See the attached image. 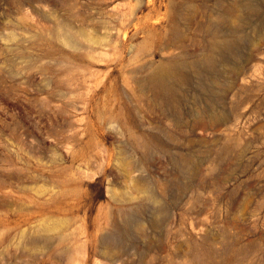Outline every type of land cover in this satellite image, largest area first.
I'll return each instance as SVG.
<instances>
[{
    "label": "rangeland",
    "instance_id": "374dc122",
    "mask_svg": "<svg viewBox=\"0 0 264 264\" xmlns=\"http://www.w3.org/2000/svg\"><path fill=\"white\" fill-rule=\"evenodd\" d=\"M211 36L238 55L157 101ZM0 264H264V0H0Z\"/></svg>",
    "mask_w": 264,
    "mask_h": 264
},
{
    "label": "bare ground",
    "instance_id": "6f19581e",
    "mask_svg": "<svg viewBox=\"0 0 264 264\" xmlns=\"http://www.w3.org/2000/svg\"><path fill=\"white\" fill-rule=\"evenodd\" d=\"M63 37L67 43L73 45L74 42L70 36L63 34ZM240 44L241 42L239 41V39H236L234 37L223 36L219 38L211 36L202 45L205 50L201 51V53L199 52L200 54L198 55V57L196 56L197 58L193 56L186 57L178 54L173 58L161 61L156 67L151 70L147 77L141 80V83L146 86L147 89L149 88L157 101L164 99L170 100L172 102V100L175 99V96L173 95V97L172 94L175 92L176 84L182 83L185 78L187 79L190 70L199 72L200 68L203 66L206 68H214V66L218 62L220 54L225 53L228 56L238 55ZM211 82L212 87H215L214 90L210 89L209 86L205 88L207 90V93L204 94L203 106L206 107L209 116L212 119H217L223 115V111L220 110L222 108V102L223 99H225L229 94L232 84L224 76L219 77L218 75H213L211 77ZM202 107L200 108L196 106L197 116H199L201 112H203ZM157 137L158 136L154 135L153 139L155 138L156 140ZM148 145L150 144L148 143ZM155 199V196L152 193H149L146 197L143 198L141 202L121 207L117 211V213L121 217L122 223L124 222V219L128 217V214H130L129 210L131 211V206L134 208H139L142 205H150L155 202ZM122 223H118L116 221H112L110 223V228L107 229L106 233L101 238L102 245L108 246L120 244V235H122V228H124L122 227Z\"/></svg>",
    "mask_w": 264,
    "mask_h": 264
}]
</instances>
